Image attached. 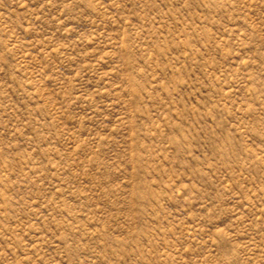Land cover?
<instances>
[{
  "label": "rangeland",
  "instance_id": "obj_1",
  "mask_svg": "<svg viewBox=\"0 0 264 264\" xmlns=\"http://www.w3.org/2000/svg\"><path fill=\"white\" fill-rule=\"evenodd\" d=\"M0 264H264V0H0Z\"/></svg>",
  "mask_w": 264,
  "mask_h": 264
}]
</instances>
